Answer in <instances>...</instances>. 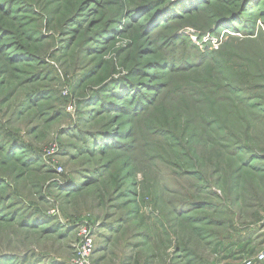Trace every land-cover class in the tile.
<instances>
[{
	"label": "rangeland",
	"instance_id": "rangeland-1",
	"mask_svg": "<svg viewBox=\"0 0 264 264\" xmlns=\"http://www.w3.org/2000/svg\"><path fill=\"white\" fill-rule=\"evenodd\" d=\"M264 264V0H0V264Z\"/></svg>",
	"mask_w": 264,
	"mask_h": 264
},
{
	"label": "built area",
	"instance_id": "built-area-1",
	"mask_svg": "<svg viewBox=\"0 0 264 264\" xmlns=\"http://www.w3.org/2000/svg\"><path fill=\"white\" fill-rule=\"evenodd\" d=\"M91 251V243L89 241L83 243L82 252L79 258V264H86V259L89 257Z\"/></svg>",
	"mask_w": 264,
	"mask_h": 264
}]
</instances>
